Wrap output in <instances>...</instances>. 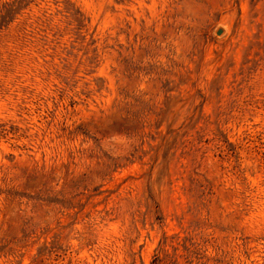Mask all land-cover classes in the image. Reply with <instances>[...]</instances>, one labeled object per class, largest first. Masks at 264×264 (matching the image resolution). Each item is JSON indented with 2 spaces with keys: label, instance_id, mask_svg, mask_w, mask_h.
Masks as SVG:
<instances>
[{
  "label": "rangeland",
  "instance_id": "rangeland-1",
  "mask_svg": "<svg viewBox=\"0 0 264 264\" xmlns=\"http://www.w3.org/2000/svg\"><path fill=\"white\" fill-rule=\"evenodd\" d=\"M0 264H264V0H0Z\"/></svg>",
  "mask_w": 264,
  "mask_h": 264
},
{
  "label": "water",
  "instance_id": "water-1",
  "mask_svg": "<svg viewBox=\"0 0 264 264\" xmlns=\"http://www.w3.org/2000/svg\"><path fill=\"white\" fill-rule=\"evenodd\" d=\"M220 33H221V31H218V32H217V34H220Z\"/></svg>",
  "mask_w": 264,
  "mask_h": 264
}]
</instances>
